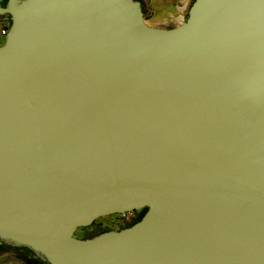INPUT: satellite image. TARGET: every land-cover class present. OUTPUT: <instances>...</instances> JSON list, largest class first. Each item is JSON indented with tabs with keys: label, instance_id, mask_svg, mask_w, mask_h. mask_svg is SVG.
Returning a JSON list of instances; mask_svg holds the SVG:
<instances>
[{
	"label": "water",
	"instance_id": "obj_1",
	"mask_svg": "<svg viewBox=\"0 0 264 264\" xmlns=\"http://www.w3.org/2000/svg\"><path fill=\"white\" fill-rule=\"evenodd\" d=\"M6 14L0 240L46 264H264V0H194L174 27L140 0Z\"/></svg>",
	"mask_w": 264,
	"mask_h": 264
},
{
	"label": "rangeland",
	"instance_id": "obj_2",
	"mask_svg": "<svg viewBox=\"0 0 264 264\" xmlns=\"http://www.w3.org/2000/svg\"><path fill=\"white\" fill-rule=\"evenodd\" d=\"M155 3L157 5L155 16H166L168 14V11L173 8V6L167 7L168 5L166 4L165 0H155ZM148 14L149 11L146 10L145 15ZM150 22H153V19H151ZM10 23H11V19L8 14H6V16L0 15V44H2L6 38V36L2 33V29L3 27H5V24L10 25ZM167 23L168 22H165V24ZM144 212L145 210L141 209L126 213H113V214L101 216L91 226L79 228L76 231V236L89 237L103 229H121L125 226L130 225V223H132V221L138 216V214L142 215ZM22 264H29V263L25 262Z\"/></svg>",
	"mask_w": 264,
	"mask_h": 264
},
{
	"label": "crops",
	"instance_id": "obj_3",
	"mask_svg": "<svg viewBox=\"0 0 264 264\" xmlns=\"http://www.w3.org/2000/svg\"><path fill=\"white\" fill-rule=\"evenodd\" d=\"M140 1L142 2L145 13L146 10L149 11L146 18L150 24L161 27H174L186 19L189 8L194 0H165L168 5L167 7L173 6L166 16H155L157 9L155 0ZM151 19H153V22H150ZM165 22L168 23L165 24Z\"/></svg>",
	"mask_w": 264,
	"mask_h": 264
},
{
	"label": "flooded vegetation",
	"instance_id": "obj_4",
	"mask_svg": "<svg viewBox=\"0 0 264 264\" xmlns=\"http://www.w3.org/2000/svg\"><path fill=\"white\" fill-rule=\"evenodd\" d=\"M144 210L146 211V209ZM25 262L29 264H41V262L46 264L45 260L28 247L17 246L0 240V264H22Z\"/></svg>",
	"mask_w": 264,
	"mask_h": 264
},
{
	"label": "trees",
	"instance_id": "obj_5",
	"mask_svg": "<svg viewBox=\"0 0 264 264\" xmlns=\"http://www.w3.org/2000/svg\"><path fill=\"white\" fill-rule=\"evenodd\" d=\"M133 211H136V210H133ZM144 214V213H143ZM142 214V215H143ZM142 215L141 214H138V216L132 221V223H130V225L131 224H133L134 222H136L137 220H139L141 217H142ZM94 224V223H93ZM91 226V225H90ZM129 226V225H128ZM83 228V227H82ZM105 230H108V229H103V230H101V231H99V232H97L96 234H98V233H100V232H103V231H105ZM96 234H93V235H96ZM93 235H91V236H93Z\"/></svg>",
	"mask_w": 264,
	"mask_h": 264
},
{
	"label": "built area",
	"instance_id": "obj_6",
	"mask_svg": "<svg viewBox=\"0 0 264 264\" xmlns=\"http://www.w3.org/2000/svg\"><path fill=\"white\" fill-rule=\"evenodd\" d=\"M9 26H10V25H6V24H5V27H3V29H2V33H3L5 36H6L7 33H8Z\"/></svg>",
	"mask_w": 264,
	"mask_h": 264
}]
</instances>
